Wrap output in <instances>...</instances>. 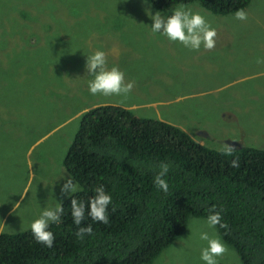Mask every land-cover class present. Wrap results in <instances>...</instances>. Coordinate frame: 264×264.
<instances>
[{
  "label": "rangeland",
  "instance_id": "rangeland-1",
  "mask_svg": "<svg viewBox=\"0 0 264 264\" xmlns=\"http://www.w3.org/2000/svg\"><path fill=\"white\" fill-rule=\"evenodd\" d=\"M185 7L204 15L217 31L209 56H227L237 68L235 78L253 74L251 78L212 94L158 79L155 71L165 67L144 66L141 57L142 38L152 33L150 15L156 13L147 0H0V233L25 231L45 207L67 197L60 193L69 177L62 162L82 114L96 106H133L137 116L170 123L211 150L223 149L224 143L264 149V63H257L264 58V0L250 1L245 21L196 4ZM97 50L106 53L109 69L118 66L125 81L134 84L127 96L90 93L92 77L85 65ZM206 66L212 63L206 61ZM184 73L172 68L174 79ZM197 75L194 71L192 78ZM180 93L194 95L179 98ZM226 107L234 117L224 121L220 110ZM191 109L196 119L186 118ZM18 196V206L4 224V207ZM206 221L190 217L187 230L153 264H205L200 257L207 242L200 239L201 232L226 245L218 264H244L218 225L210 228Z\"/></svg>",
  "mask_w": 264,
  "mask_h": 264
},
{
  "label": "trees",
  "instance_id": "trees-1",
  "mask_svg": "<svg viewBox=\"0 0 264 264\" xmlns=\"http://www.w3.org/2000/svg\"><path fill=\"white\" fill-rule=\"evenodd\" d=\"M147 1L155 12L196 4L228 15L251 0ZM198 85L194 81L189 88L198 91ZM193 112L186 118L196 119ZM234 159L239 160L238 168L230 166ZM161 163L170 164L164 177L168 193L154 183ZM63 167L78 186L73 197L86 205L84 221L74 224L73 197L67 196L60 202L64 208L60 223L51 224L53 247L43 248L31 228L2 233L0 264H153L187 230L190 217L207 218L213 206L227 225H218L221 237L244 264H264V149L237 147L226 155L170 123L106 104L82 114ZM99 186L112 198L107 224L87 215L88 202ZM88 225L93 235L78 238V227Z\"/></svg>",
  "mask_w": 264,
  "mask_h": 264
},
{
  "label": "clouds",
  "instance_id": "clouds-1",
  "mask_svg": "<svg viewBox=\"0 0 264 264\" xmlns=\"http://www.w3.org/2000/svg\"><path fill=\"white\" fill-rule=\"evenodd\" d=\"M247 18L248 14L244 9H238L235 12V19L245 21ZM150 19L152 20L150 27L153 34L159 33L167 37L170 41L179 42L190 50L198 51L201 46H203L205 50H212L216 46V29L205 19L204 15L199 12H194L184 5L174 8L170 15H164L160 11H157L154 15H150ZM257 63H264V58L258 59ZM85 69L87 74L92 77L88 81V89L92 95L127 96L133 89L134 84L125 81V73L122 72L118 66H113L110 69L108 68L107 56L104 51L97 50L94 54L88 56ZM188 135L191 136L190 134ZM237 147H241V144L231 145L224 143L223 149L219 150H223L226 155H231L234 148ZM230 166L238 168L239 160H232ZM169 168L170 164L161 163L160 171L155 176L154 180L156 187L164 193H168L169 190V185L166 179H164ZM77 191L78 186L73 182L72 178L66 177L64 183L60 187L61 195L73 197V194ZM94 191L95 195L89 200L87 205V215L90 216L93 221L107 224L109 223L107 209L112 203V198L110 194L105 191L103 186L95 188ZM63 211L64 208L62 203H59L55 207H45L39 217L31 223L29 228H31L35 240L43 244V248L53 247L55 236L52 232L54 226H52L51 223H60ZM85 213V203L79 202L73 197L71 199V215L75 225H81L82 221L85 219ZM6 222L7 220L3 223L6 224ZM206 222L210 228H215L217 225L221 228H227V225L222 223L221 212L216 211L215 206L209 210ZM76 235L81 239L85 235H93L92 226L78 227ZM200 239L207 242V246L201 250V260L205 262V264H218L216 258L223 256L228 251L226 245L220 238L209 236L207 232H201Z\"/></svg>",
  "mask_w": 264,
  "mask_h": 264
},
{
  "label": "crops",
  "instance_id": "crops-1",
  "mask_svg": "<svg viewBox=\"0 0 264 264\" xmlns=\"http://www.w3.org/2000/svg\"><path fill=\"white\" fill-rule=\"evenodd\" d=\"M170 14L171 13H169V15ZM159 36L160 38H158L156 34L150 33L145 35V39L142 38L143 44L145 45V50L141 55L142 63L144 66H164L165 68L155 71L158 79L169 83L173 82L175 85H179L183 90H187L194 81H197L199 85L196 88L206 90L203 94H212L215 90L226 89L237 81L249 79L253 76V74H248L246 76L235 78L234 74L236 73L237 68L234 63L227 61V56L223 57L227 61L226 64L223 65L220 60H216V57H213L215 54L209 56L208 53L210 50H205L204 48H200L198 51L190 50L179 42L170 41L167 37L161 34H159ZM127 46L128 51L130 52L129 44ZM150 47L155 49L151 50L149 49ZM234 47H236V45L231 48ZM225 52H222L221 56H223L222 54ZM195 58H197V60ZM206 61L211 62L213 68H208L206 66ZM189 67H191L190 71H188ZM172 68L184 70L185 73L174 79L172 78ZM194 71L198 74L196 78H192V73ZM193 95L194 94L190 93H180L179 98H187ZM225 103V101H221L219 105L223 106ZM131 107L133 106H129V108ZM233 117V109L226 107L220 110V118L222 120L226 121ZM202 132L206 136L209 135L206 129ZM241 139L242 138H237V141L241 142ZM27 164L31 167L30 162ZM64 170L66 171L65 168ZM31 177L32 173L29 178ZM19 200V196L8 200L7 203L10 204L4 207L5 210H3L4 216L2 217V222L11 218L12 211H14L15 206L18 205ZM35 219L29 223V227Z\"/></svg>",
  "mask_w": 264,
  "mask_h": 264
}]
</instances>
